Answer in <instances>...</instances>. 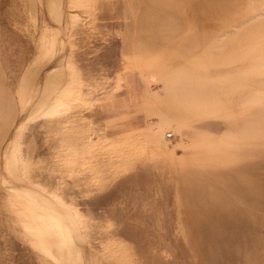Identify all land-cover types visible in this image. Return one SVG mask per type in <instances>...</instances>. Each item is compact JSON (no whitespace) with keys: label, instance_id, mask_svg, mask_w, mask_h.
Returning a JSON list of instances; mask_svg holds the SVG:
<instances>
[{"label":"rangeland","instance_id":"1","mask_svg":"<svg viewBox=\"0 0 264 264\" xmlns=\"http://www.w3.org/2000/svg\"><path fill=\"white\" fill-rule=\"evenodd\" d=\"M0 264H264V0H0Z\"/></svg>","mask_w":264,"mask_h":264}]
</instances>
